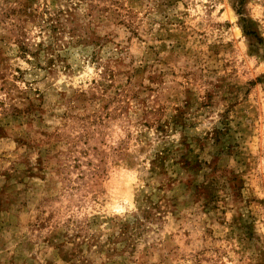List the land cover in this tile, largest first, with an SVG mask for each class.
I'll list each match as a JSON object with an SVG mask.
<instances>
[{"label": "rangeland", "instance_id": "1", "mask_svg": "<svg viewBox=\"0 0 264 264\" xmlns=\"http://www.w3.org/2000/svg\"><path fill=\"white\" fill-rule=\"evenodd\" d=\"M0 264H264V0H0Z\"/></svg>", "mask_w": 264, "mask_h": 264}, {"label": "trees", "instance_id": "2", "mask_svg": "<svg viewBox=\"0 0 264 264\" xmlns=\"http://www.w3.org/2000/svg\"><path fill=\"white\" fill-rule=\"evenodd\" d=\"M239 10H240V8H239Z\"/></svg>", "mask_w": 264, "mask_h": 264}]
</instances>
